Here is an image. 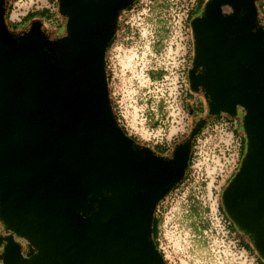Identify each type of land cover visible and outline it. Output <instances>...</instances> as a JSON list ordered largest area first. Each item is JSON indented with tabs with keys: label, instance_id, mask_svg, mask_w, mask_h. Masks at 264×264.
Listing matches in <instances>:
<instances>
[{
	"label": "water",
	"instance_id": "95a60500",
	"mask_svg": "<svg viewBox=\"0 0 264 264\" xmlns=\"http://www.w3.org/2000/svg\"><path fill=\"white\" fill-rule=\"evenodd\" d=\"M134 1L57 0L64 30L50 36L39 19L11 30L0 0L1 264H168L152 235L155 208L183 179L206 119L239 111L245 149L220 201L264 261L258 0H206L190 19L189 88L207 110L169 155L126 133L108 95L106 49Z\"/></svg>",
	"mask_w": 264,
	"mask_h": 264
},
{
	"label": "rangeland",
	"instance_id": "374dc122",
	"mask_svg": "<svg viewBox=\"0 0 264 264\" xmlns=\"http://www.w3.org/2000/svg\"><path fill=\"white\" fill-rule=\"evenodd\" d=\"M171 1H177V5L172 4ZM184 1L187 0H139L133 9L123 14L125 24V29L121 32L124 36L123 50L116 49L114 45L109 50L108 63L112 71L108 92L111 96L113 110L120 117V122L126 130L138 139V143L143 145L152 146L156 140L167 141L171 144L177 143L182 140V137H186L195 120L200 118L193 117L192 114L187 115L190 107L185 102L179 104L176 101L178 99H174L177 93L174 74H169V77L162 82L151 83L143 65L145 62L143 52L146 50L145 44L149 39V34L153 31H160L159 35L163 33L160 28L162 19L159 17L166 16L172 21ZM43 7L58 13L57 0H7L8 19H17L28 11ZM58 16L59 26L53 29L50 20H43V29L50 36L63 33L64 18L59 13ZM138 36L143 39L140 48L135 43ZM133 52L137 53L134 62H132ZM192 98L195 102L199 100L197 92L192 93ZM203 100L205 101L204 98ZM188 104H191V100ZM182 106L183 111L178 113V109L180 110ZM206 110L205 106L204 112ZM209 120L215 119L210 117ZM238 129L239 135L244 138L241 118L238 120ZM159 133H164V135ZM206 142L201 155L197 157L202 158L207 155L211 157L216 154L215 159L216 162L218 160V166L211 174L204 172V177L207 181H211L213 176L219 173V184L222 182L221 178L225 177L230 168L236 165V158L241 160L245 141L243 142L242 139L241 148L244 144L243 150L240 148L238 152L235 138L232 139L228 130L222 131L218 127ZM192 197V191L184 188L173 190L157 209L161 214L157 238L159 248L167 262L169 264H257L254 249H251L252 252H248V257H246L240 247H235L234 243L225 237L222 225L218 223V219L212 212L208 213L209 218L205 212L195 218L191 215V207L194 204ZM243 238L248 240L244 235Z\"/></svg>",
	"mask_w": 264,
	"mask_h": 264
},
{
	"label": "built area",
	"instance_id": "2783aa9c",
	"mask_svg": "<svg viewBox=\"0 0 264 264\" xmlns=\"http://www.w3.org/2000/svg\"><path fill=\"white\" fill-rule=\"evenodd\" d=\"M138 1L139 0H135L133 4L130 5L131 7L129 6L128 8L122 10L118 16L117 29L114 33L113 42L111 44V46L114 45L116 49L118 48L122 49V45H123L124 36L121 34V32L125 29V24L123 22V14L126 11L133 9V7L137 5ZM258 1H259L258 3H259L260 11L264 13V0H258ZM171 2L172 4L177 5L176 3L177 1H171ZM196 2L197 0L184 1V3L181 4V7L179 8L176 17H173L172 21L166 16L165 17L160 16L159 18L162 19L160 28L162 29L163 33L162 35H159L160 31H153L152 33H150L149 39L145 44L146 50H144L143 52L145 58V62L143 63V65L145 66L147 77L151 83L159 82V81L162 82L169 77V74L175 75L176 83H177V89H176L177 93H175L174 99L175 100L178 99L176 101H178L179 104L185 102V95L188 92H192L189 88V81H188V70L191 65V59L193 54L192 31L189 23L190 22L189 12L194 7ZM22 17L12 20L8 19V20L11 22H18L21 20ZM142 41H143L142 37L138 36V39L135 41L137 47L139 48L141 47L140 44L142 43ZM110 48L106 49V53H105L106 76L107 75L111 76V71H112V69L110 68V64L108 63ZM133 57L134 60L132 62L136 61L137 58L136 52H133ZM152 71L161 72V74L158 78L153 79L151 77ZM109 82H107V84H109ZM109 98L110 101H112L110 95ZM192 102H194V104L196 103L193 100L191 101V103ZM181 111H183V106L181 107L180 110L178 109V113H180ZM113 112L116 114L114 110ZM186 114L189 115L190 113L187 112ZM220 116H222V118H220ZM213 118L215 119L213 121L209 120L210 118L206 120V122L203 124L201 129L193 137L192 140L194 142L191 145V151H190L191 156H190V162H188L187 171L183 179L179 183H177L176 187L172 188L169 191V193H171L173 190H178L179 188L181 189L184 188L186 190L192 191V196H193L192 202H194L193 205L198 204L201 205L204 209H207L203 211L207 213V217H208V213L212 212L216 217V219H218V223L222 225V230L225 237L231 240V242L234 243L235 247L236 246L240 247L243 253L246 254V257H248L249 254L248 251L240 245V235L237 232H233L229 230L228 225L230 222L221 211L219 205L222 188L226 185L229 179L233 176L234 172L237 170L240 163L239 158H236V162H237L236 165L230 168L228 174H226L225 177L221 178L222 182H219L218 184L219 173H216L211 181H207L206 178L204 177L205 173L208 174L213 173L215 167L218 166L217 164L218 160L216 162L215 159L216 154H213L211 157L210 155L203 156L202 158L197 157L201 155L203 149L205 148V145L208 142V141L206 142V140L212 137L213 133L218 127H220L222 131L228 130L231 133L232 139L235 138V140L237 141L238 152L240 151L242 138L239 135L240 132L238 129V120L241 118V112H238L237 116H233V117L228 116L226 114H220L219 116ZM116 120L118 124L122 125L120 122L121 121L120 117H118V119ZM156 120L158 119L156 118ZM236 129L238 130L237 132ZM127 133L129 135H132L128 131ZM159 134L162 136L164 135V133L163 134L159 133ZM157 144L165 145L167 149L166 150L167 153L171 152L173 149V144L167 143V141L156 140L154 145L152 146L147 145V146L155 150V145ZM222 171L224 170L222 169ZM216 183L217 185H215ZM169 193L158 203V205L156 206L157 209L160 206V204L164 202V199L168 197Z\"/></svg>",
	"mask_w": 264,
	"mask_h": 264
},
{
	"label": "trees",
	"instance_id": "16d2710c",
	"mask_svg": "<svg viewBox=\"0 0 264 264\" xmlns=\"http://www.w3.org/2000/svg\"><path fill=\"white\" fill-rule=\"evenodd\" d=\"M206 0H197L196 4L194 5V7L190 10L189 12V20L198 14L199 10L201 9V6L204 4ZM259 1H256V5H257V9H258V12H259V17L262 21H264V13H262V11H260L259 9ZM131 7V6H130ZM8 13L9 11L6 10V13H5V19H6V22H7V25L8 27L11 29V30H24L26 29V27L28 26L29 22L33 19H39L41 20L42 22V25H43V20H50L51 21V24L53 25L52 29L53 28H56L59 26L58 24V13L57 11H51L50 9L48 8H41V9H35V10H31V11H28L22 18L20 21L18 22H11L8 20ZM113 42V38L111 39V41L109 42L108 44V47L107 49L110 48L111 44ZM105 67H106V61H105ZM161 72H154L152 71L151 72V77L153 79L155 78H158L160 76ZM110 81V75H107V82ZM192 92H188L186 95H185V103L187 104L188 107H190L191 110L196 111V112H201L203 113L204 112V105L203 103L198 100L196 101V104L193 105V103H191L190 105L188 104V101L190 102V100L192 101ZM110 103L112 104V101H110ZM113 109V108H112ZM192 112V113H193ZM190 113V114H192ZM115 115V118L118 119V117L116 116V114L114 113ZM220 115V114H219ZM219 115H215V116H211V117H217ZM210 118V117H209ZM120 125V124H119ZM122 127V129L127 133L126 129L120 125ZM238 130L236 129V132ZM136 142H137V139L135 136L133 135H130ZM185 136V135H184ZM187 136V135H186ZM183 139V137H182ZM243 139V142L245 141V138H242ZM193 140H192V144H193ZM176 143L173 144V147ZM244 145V144H243ZM243 145H242V148L241 150H243ZM155 150L158 151L159 154L161 155H169L171 152H166V147L165 145H162V144H157L155 145ZM190 156H191V153H190ZM190 156H189V161L190 162ZM235 173V172H234ZM177 185V184H176ZM176 185H174L173 188L176 187ZM220 209L221 211L223 212V214L225 215V217L228 219V221L230 222L228 227H229V230L230 231H233V232H237L239 235H240V245L242 247H244L248 252H250L251 250L250 249H253L251 248V244L249 242V240H244L243 238V235L240 231H238V229L234 226V224L232 223V221L228 218V216L226 215V213L224 212V210L222 209V205H221V201H220ZM204 210H207V209H204L201 205H198V204H195L191 207V215L194 216H200V214L204 211ZM160 218H161V214L158 213V210H157V207L155 208V211H154V217H153V223H152V235H153V239L155 241V244L156 246L158 247L159 251L161 252V254L163 255L164 257V254L162 252V250L159 248V243H158V225H159V222H160ZM235 227V228H234ZM203 228H205V226H203ZM245 236V235H244ZM246 237V236H245ZM248 239V238H247ZM18 241L20 242L22 248L24 251H28V247L26 244H24L20 239H18ZM250 250V251H249ZM254 251V250H253ZM256 254V253H255ZM256 258H257V261L258 263H261V264H264V261L262 259H260V257L257 256L256 254ZM167 262V260H166ZM168 263V262H167ZM169 264V263H168Z\"/></svg>",
	"mask_w": 264,
	"mask_h": 264
},
{
	"label": "flooded vegetation",
	"instance_id": "af4514ba",
	"mask_svg": "<svg viewBox=\"0 0 264 264\" xmlns=\"http://www.w3.org/2000/svg\"><path fill=\"white\" fill-rule=\"evenodd\" d=\"M260 16V15H259ZM260 18V17H259ZM202 71H203V69H199V70H197L196 71V73H197V75H199V74H201L202 73ZM197 94H198V96H199V100L204 104V107L206 106V102L203 100V98H204V96H203V93H202V91H199V92H197ZM206 112V111H205ZM205 112H203V115H201L200 116V118L199 119H202V118H204L206 115V113ZM240 112V111H239ZM220 118H222V116H220ZM199 119H197V120H199ZM209 118H207L206 120H208ZM197 120H195V121H197ZM206 122V121H205ZM4 232V230H3V227L0 225V234L1 233H3Z\"/></svg>",
	"mask_w": 264,
	"mask_h": 264
},
{
	"label": "crops",
	"instance_id": "0c3cea01",
	"mask_svg": "<svg viewBox=\"0 0 264 264\" xmlns=\"http://www.w3.org/2000/svg\"><path fill=\"white\" fill-rule=\"evenodd\" d=\"M193 103V105H195L194 104V102H192ZM193 112V110H191L190 108H189V113H192ZM203 113H201V112H196V111H194L193 113H192V115H194L193 117H200L201 115H202ZM251 250V249H250ZM249 250V251H250ZM252 251H250V253H251ZM256 256V255H255ZM255 259H256V262H257V264H261V263H258V261H257V258L255 257Z\"/></svg>",
	"mask_w": 264,
	"mask_h": 264
}]
</instances>
